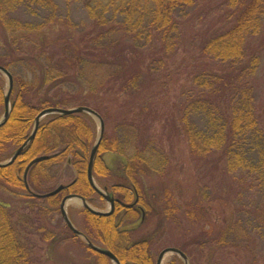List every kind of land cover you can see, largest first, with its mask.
Listing matches in <instances>:
<instances>
[{"label":"trees","instance_id":"16d2710c","mask_svg":"<svg viewBox=\"0 0 264 264\" xmlns=\"http://www.w3.org/2000/svg\"><path fill=\"white\" fill-rule=\"evenodd\" d=\"M61 2L70 8L79 3L88 25H82L85 20L74 21L69 12L64 15ZM31 8L36 21L16 16ZM196 20L206 28H197ZM0 29L3 48L12 51L9 58L0 57V64L10 70L14 81L11 113L0 127V162L30 136L42 109L90 106L105 125L113 118L115 130L132 129L135 135L130 152L120 136L105 131L94 163L97 182L104 185L102 177H113L102 153L121 156L120 176L125 182L115 183L112 190L123 201L138 196L145 210L153 207L144 203L143 176L175 169L167 141L169 150L181 140L188 143L192 166L199 173L203 170L204 178L189 198L176 180L164 187L162 213L177 219L181 212L199 228L186 242L176 240L173 245L187 254L191 264L192 245L210 250L209 264H220L212 260L213 251L233 241L254 248L253 234L264 223V128L254 79L264 49V0H0ZM51 30L60 35L54 37ZM179 50L189 61L175 71L169 60ZM16 64H21L22 73H15ZM93 73L108 75L95 84L100 74L89 76ZM172 73L187 77L179 84ZM6 86L0 71V117ZM110 89L116 90L111 94L114 98ZM170 97L175 99L167 106ZM106 101H114L115 115ZM97 130L95 118L87 112L47 114L18 158L0 167V177L29 197L48 198L55 205L62 193L89 198L96 193L87 169ZM64 161L74 166L76 177L60 183L65 187L58 194L41 197L60 185L50 189L47 183L55 179L53 166ZM218 170L221 184L211 185L210 175L217 176ZM218 188L219 196H212ZM242 195L244 201L238 205ZM251 197L255 200L249 202ZM212 200L220 201L221 221L208 213L206 202ZM122 208L111 215L84 208L86 227L81 230L94 243L111 249L122 264H155L152 240L131 237L139 208L131 205L125 214ZM39 214L44 216L42 210ZM126 218L134 221L125 223ZM32 228L45 232L43 238L52 245L60 239L44 223L15 218L11 204L0 200V264H39L29 238ZM87 249L88 260L93 254L95 264H111L107 255ZM168 264L185 263L173 254Z\"/></svg>","mask_w":264,"mask_h":264},{"label":"rangeland","instance_id":"374dc122","mask_svg":"<svg viewBox=\"0 0 264 264\" xmlns=\"http://www.w3.org/2000/svg\"><path fill=\"white\" fill-rule=\"evenodd\" d=\"M61 5L64 7V15H67L69 12L74 21L85 20L84 22H82V25H88V23L86 22V20L89 19L88 15L85 9L79 3L73 4L71 8L65 2H61ZM34 10V8H31L29 10L24 9L21 12H17L16 16L30 19L31 22L36 21V16L33 14ZM195 25L197 26V28H206V24L205 26L201 27V21L199 22V20L195 21ZM0 32V57L9 58L12 51L9 52L6 45L3 48V37L1 29ZM51 34L54 37H58V35H60L57 30H51ZM31 38L33 42L36 41L35 34L31 35ZM59 43L61 42L58 41L57 44ZM26 44L27 43H25V45ZM17 52L19 51L17 50ZM182 52V50H179V52L173 54V56L169 60V64L172 68L175 69V71H177L180 65L183 66V64L189 61V59H187V61L183 60L184 54ZM13 57L14 56H12V58ZM260 57V64L258 66V69L256 70L254 79L260 104L259 115L261 117V120L259 122L260 125L264 128V49ZM21 67V64L14 65L13 69L15 73H22L23 67ZM99 74L100 77L95 78V84H98L100 78H106V76L108 75L106 73H102L103 75H101V73H93L89 76L98 77ZM172 75L175 79L179 78V84L183 83L185 80L184 78L187 77V73H172ZM175 87H177L176 90L178 91V85H176ZM115 91V89H110L109 96L114 98V96L111 94L115 93ZM64 93L65 95H68L67 90H65ZM173 93L174 92H172V94ZM167 99L168 101L166 105H173V101L175 98L170 97ZM113 103L114 101L105 102V104H108L112 107V116L116 113V107L113 106ZM96 123L98 135L99 122L96 120ZM115 124V120L113 118H110L109 123L107 122L105 125V131L109 132L110 134L114 132L115 135L120 136V138H122V140L126 142V149L131 152V149H133L134 147L133 142L135 139V135L130 133L132 132V129L123 130L117 128L115 130ZM160 128L161 124L158 123L157 130H159ZM167 142L166 149L171 152V154L167 151L166 152L171 157V164L174 165L175 169L161 176H159V173L157 172H155L156 174L153 173V175L143 176V191L145 195L144 203L146 201L153 207V209H143L145 212V217L140 213L136 224H134V220H132L131 218H126L125 220V223L133 222V224L131 225L132 239H143L149 237L152 240V250L154 251L155 258H157L159 252L163 248L173 246L177 241L186 242L189 237H191V235L197 232V230L199 229L195 223L188 222V220L185 218L183 213L181 214V212L178 213L177 219H172L170 217L167 218L162 213V202L164 201V193L162 189H164V187L172 184V182L176 180L177 182H180L183 191L187 193L186 196L189 198L194 194V189L198 186V183H202V179L204 178V171L201 170L199 173L198 168H194L192 166V162L190 161L191 152L189 150L188 143L185 140H181L172 150H169V144ZM102 157L104 158L105 162L112 168L110 174L112 173L113 177H102L101 182H104L103 184L109 186L111 189L115 183L125 182V178L120 176V168H122L121 156L114 155L110 151H104L102 153ZM52 171L55 179H52V181L47 183L50 189L55 188L60 183L70 182L77 175L74 166L66 161L54 165ZM220 177L221 170L217 171V176L210 175V178L213 180L211 185H215L217 183L219 186L221 184ZM207 178H209V176ZM198 179L201 180V182L198 181ZM219 188L217 190L215 189V192H213L212 196H219ZM174 191L175 193H178L177 190ZM28 194L29 193H27L26 191H22L8 185L5 180L0 177V200L9 202L11 204V207L15 213V218L19 219L21 217V219L25 220L27 217H29L32 221V224L44 223L47 231L51 233L54 232V234L58 233L57 239H60L58 240L56 245H52V243H50V240H46V238H43L45 232L43 233L42 231H34L35 227L32 228V233L29 238L32 244L34 257L36 258L38 263L85 264L89 263V261H92V264H95L97 262L96 256L91 254L93 257L92 260L87 259L90 254L87 249V245L81 237V241H78V239L74 238L73 233L68 229L61 215L60 200L65 193L61 194V199L58 201V205L53 204L48 198L39 199L38 197H29ZM90 195L96 198V201L93 203L95 207L101 209L109 208V203L101 198L98 194H96L95 192H91ZM207 200H209V198ZM242 200L244 201L243 195L238 201V205L241 204L240 202H242ZM254 200L255 197H251V200H249V202ZM206 203V206L209 209L208 213L210 216H212V220L221 221L223 219V213L219 204L220 201L212 200L211 203H209V201ZM48 208L50 209V211L46 212V209ZM40 210L44 212V216H41L39 214ZM67 210L69 211L75 224L80 229H84L86 227V221L84 219L85 209L82 206L81 201L78 199L69 200L67 203ZM120 212L125 214L126 209L122 208ZM23 213L24 216H22ZM38 217H40V220L38 219ZM261 225L262 226L259 227L258 231L253 234V236H255L256 238V244L253 249L247 248L245 242H240V245H237L236 241H233L228 245L216 248L213 251L212 260H215L220 264H264V223ZM61 231L65 233L64 236L63 232ZM238 238L241 241L240 234L238 235ZM191 247V249H193L191 252L192 264H209V256L211 255L209 249H203L201 247H198L197 245H192ZM172 257V253L167 254L162 264H168L169 262H171ZM111 264L115 263L111 261Z\"/></svg>","mask_w":264,"mask_h":264},{"label":"water","instance_id":"95a60500","mask_svg":"<svg viewBox=\"0 0 264 264\" xmlns=\"http://www.w3.org/2000/svg\"><path fill=\"white\" fill-rule=\"evenodd\" d=\"M0 71L6 75L7 81H8V83H7L8 86H7V89L5 92V97H4L5 111H4L3 116L0 118V127H1L8 121L10 113H11L12 103H11L10 98H11V92L13 89L14 81H13L12 73L4 65L0 64ZM75 112H87V113L91 114L99 122L98 135H97V138L95 140L94 145L92 146L91 153H90V160H89V164H88L87 176H88V180H89L90 184L92 185V187L100 195H102L106 200L109 201L110 207L108 210L98 209V208L92 206L88 202V200L85 196L77 194V193H69L63 197V199L61 201V205H60V210H61L62 216L64 218V221L66 222L68 227L71 229V231L75 235L81 237L86 242L88 247H90L91 249H93L96 252L107 255L115 264H122L120 259L117 257V255L112 250H110L107 247H103L101 245L94 243L82 232L81 229H79L76 226V224L71 219V217L67 211V207H66L69 200L78 199L81 201L82 205L84 207H86L88 210H90L93 213L100 214V215H110V214L114 213L115 208H116L114 196L111 195L110 193H108L107 191H105L104 189H102L96 183L94 175H93L94 161L96 158L97 151L101 145V142H102V139L104 136V131H105L104 119L100 115V113H98L95 109H93L90 106H86V105H79V106L70 107V108L48 107V108L42 109L35 117L34 128H33L32 133L30 134V136L26 139V141L20 147H18L16 149L14 154L8 160H6L4 162H0V167L10 165L18 158V156L25 149V147L35 138V136L38 132L39 126H40V122L44 116H46L47 114H51V113L71 114V113H75ZM41 159H42V157H37L32 161V163L37 162ZM63 188H64V185L61 184L56 189L50 191L47 194H42L40 196L54 195V194L58 193L60 190H62ZM169 253H177L178 255H180L183 258L185 264H190V260H189L188 256L186 255V253L184 251H182L181 249H179L178 247H174V246H168V247L163 248L160 251V253L158 254L156 264H162L164 258Z\"/></svg>","mask_w":264,"mask_h":264},{"label":"flooded vegetation","instance_id":"af4514ba","mask_svg":"<svg viewBox=\"0 0 264 264\" xmlns=\"http://www.w3.org/2000/svg\"><path fill=\"white\" fill-rule=\"evenodd\" d=\"M103 160H104V158H103ZM105 161V160H104ZM104 188H105V190L108 192V193H110L111 195H113L114 196V198H115V206H116V209L118 208V206H123L124 208H127V207H129V206H133V205H136L138 208H139V210H140V213H141V215H145V212H144V210H143V208H142V205L139 203V198H138V196L136 197L135 196V199L133 200V201H123V199H121V195H116L115 193H114V191L109 187V186H104ZM68 193H75V192H68ZM67 194V193H66ZM78 194H80V193H78ZM96 194H98L101 198H103L99 193H97L96 192ZM65 195V194H64ZM82 195V194H81ZM90 198V202L91 203H94L95 201H96V198H94V196L92 197H89ZM104 200H105V198H103ZM106 201V200H105Z\"/></svg>","mask_w":264,"mask_h":264}]
</instances>
